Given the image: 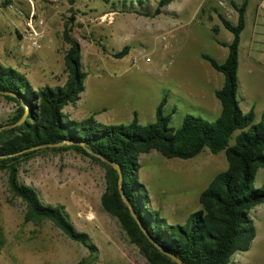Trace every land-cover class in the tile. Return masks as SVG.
Segmentation results:
<instances>
[{"label": "rangeland", "instance_id": "1", "mask_svg": "<svg viewBox=\"0 0 264 264\" xmlns=\"http://www.w3.org/2000/svg\"><path fill=\"white\" fill-rule=\"evenodd\" d=\"M157 1L74 0L70 4L68 0H0V24L4 19L15 20L23 39L18 46L13 27L14 53L5 57L13 58L24 42L30 46L22 36L21 18L33 9L44 19L47 32L39 49L26 48L36 53L25 50L15 62L26 59L32 65L27 73L34 88L63 84L67 76L63 54L68 45L61 33L64 22L70 23L87 73L80 99L69 101L63 109L70 118L94 114L103 124H127L136 113L141 124H148L155 120L156 107L166 97L163 112L174 129L186 114L213 121L221 108L214 91L221 87L223 75L201 55L224 61L228 49L218 41L230 42L232 33L219 15L235 23L237 11L232 1L240 4L241 0H173L154 15ZM245 14L238 49L237 99L244 112L253 109L257 122L264 112V0H249ZM168 31L173 36L163 43L160 37ZM7 32L0 33V42H6ZM123 45H129L130 51L115 58L113 53ZM47 49L54 53L45 52ZM7 63L5 66L14 64ZM14 108V103L0 96V123H6ZM138 162L149 207L169 224H184L200 208L202 190L227 167L223 151L211 153L207 148L187 159L167 158L151 150L139 154ZM104 173L99 163L72 149L41 151L19 167L21 181L33 186L45 203L64 205L75 228L89 234L97 246L96 260L90 264H149L129 242L117 219L101 207ZM263 181L264 167H260L253 185L259 187ZM24 209L0 170V225L5 238L0 264H75L92 256L51 222H25ZM249 215L255 237L248 250L233 254L230 264H264V201L251 208Z\"/></svg>", "mask_w": 264, "mask_h": 264}, {"label": "trees", "instance_id": "2", "mask_svg": "<svg viewBox=\"0 0 264 264\" xmlns=\"http://www.w3.org/2000/svg\"><path fill=\"white\" fill-rule=\"evenodd\" d=\"M172 1L158 0L153 14L162 13L163 7ZM248 2L232 1L237 11L235 23L219 15L222 25L232 33L230 42L218 41L228 49L224 61L220 63L208 54L201 55L223 75L221 87L214 91L221 108L213 121L186 114L180 127L174 129L163 112L166 97L156 107L155 120L148 124H141L136 113L127 124H103L95 120L94 114L78 120L70 118L63 109L69 101L80 99L87 73L81 62L80 42L71 35L69 22H64L61 33L68 45L63 55L67 74L63 84L34 88L23 72L0 63V90L14 94L0 96L15 105L13 114L0 126L16 122L28 107L22 124L0 131V170L6 173L12 194L24 203L25 222L41 225L49 221L90 251L91 257L81 258L75 264L93 263L97 246L87 232L75 228L64 205L45 203L33 186L19 178L21 163L41 151L72 149L104 168L101 207L117 219L129 242L149 264L179 263L161 253L140 230L119 193L118 174L107 161L119 165L123 191L145 230L159 245L177 256L181 264H230L235 252L250 248L256 229L249 210L264 201V181L259 187L253 185L257 170L264 167V112L254 122L253 109L244 112L237 99L238 49ZM129 49V45H123L113 56L122 58ZM63 140L81 141L95 155L79 143L47 146ZM204 148L211 153L223 151L227 167L216 173L202 190L198 198L200 208L191 213L184 224H169L149 207L148 191L139 180L138 156L155 150L167 158L187 159ZM4 242L0 225V250Z\"/></svg>", "mask_w": 264, "mask_h": 264}, {"label": "water", "instance_id": "3", "mask_svg": "<svg viewBox=\"0 0 264 264\" xmlns=\"http://www.w3.org/2000/svg\"><path fill=\"white\" fill-rule=\"evenodd\" d=\"M0 94H9V95H14L12 94L11 92H7V91H1L0 90ZM27 113H28V107L25 108V111L24 113L22 114V116L20 117V119H18L16 122L14 123H11V124H5V125H2L0 126V131L3 130V129H7V128H11V127H14L16 125H20L22 124L25 119H26V116H27ZM72 143H79L81 144L82 146H84V144L81 142V141H72V140H63L61 142H57V143H49L47 144V146H61V145H64V144H72ZM84 149L92 154V155H95L94 152H92L89 148L85 147L84 146ZM101 157V156H100ZM101 159L107 161L105 158L101 157ZM117 172L118 174V190H119V193L122 197V200L123 202L128 206L129 208V212H130V215L135 219V221L137 222L140 230L144 233V235L148 238V240L161 252L163 253L164 255L170 257L171 259H173L174 261H176L177 263L181 264V260L175 256L174 254H172L171 252H169L168 250H166L164 247H162L161 245H159L152 237L151 235H149V233L145 230L142 222L138 219L135 211L133 210V208L131 207L130 203H129V200L127 199L124 191H123V188H122V179H123V176H122V172H121V169L119 167V165L115 162H109L107 161Z\"/></svg>", "mask_w": 264, "mask_h": 264}, {"label": "crops", "instance_id": "4", "mask_svg": "<svg viewBox=\"0 0 264 264\" xmlns=\"http://www.w3.org/2000/svg\"><path fill=\"white\" fill-rule=\"evenodd\" d=\"M166 7V6H165ZM246 15V14H245ZM9 21V19L8 20H6V19H4V20H2V22H1V24H0V28H1V31H0V33H3L4 32V30L6 31V29L8 30V32H7V40H6V42H0V62H1V64H3V65H6V63H7V61L9 60V61H11L12 63H14L13 65H12V67H14V68H16L17 70H19V71H21V72H23L26 76H27V78L29 77L28 76V73H27V71L29 72V68H33L32 67V65H30V64H27L26 63V59H24V61L23 62H21V59H18V60H16V62H15V58H17V56H19V54L21 55V54H23V52L24 53H26V48L27 47H29L30 48V46L28 45V44H26L25 42H24V44L22 43V47H21V45H20V47H19V52L12 58V57H9V58H6L5 56H6V53H8V54H12V53H14V49H13V46L15 45V44H12L11 42H12V36H13V32H12V29H13V27H15L16 29H15V38H16V40H17V45L19 46V44L21 43V40L20 39H22L21 38V31L19 30V28L17 27V26H15V24H14V21L15 20H11V23H9L8 22ZM23 21H24V19L23 18H21V22H22V27H23ZM245 23H246V16H245ZM21 27V28H22ZM23 40V39H22ZM28 48V49H29ZM26 50V51H25ZM36 51L37 50H31L30 51V49L27 51V52H29V53H31V55H33V53H36ZM130 51V50H129ZM45 52H49V53H54L53 52V50L52 49H47V50H45ZM30 55V56H31ZM38 55H39V53H38ZM64 55V54H63ZM10 56V55H9ZM12 56V55H11ZM25 58V57H24ZM6 61V62H5ZM3 62H5V63H3ZM8 64V63H7ZM9 66H11V65H9ZM56 85V84H55Z\"/></svg>", "mask_w": 264, "mask_h": 264}, {"label": "built area", "instance_id": "5", "mask_svg": "<svg viewBox=\"0 0 264 264\" xmlns=\"http://www.w3.org/2000/svg\"><path fill=\"white\" fill-rule=\"evenodd\" d=\"M46 32L47 31L44 27V19L41 16H38L35 11L31 9L23 21V38L26 39L28 43H30L32 48L39 49L41 47V39L45 36ZM172 36L173 33L168 31L162 34L160 39L163 43H167L169 38Z\"/></svg>", "mask_w": 264, "mask_h": 264}]
</instances>
